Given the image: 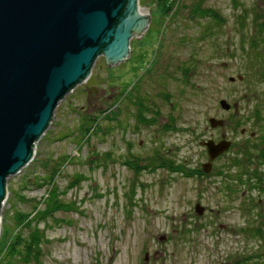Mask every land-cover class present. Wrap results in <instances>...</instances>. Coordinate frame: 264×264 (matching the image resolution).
<instances>
[{"label": "rangeland", "instance_id": "obj_1", "mask_svg": "<svg viewBox=\"0 0 264 264\" xmlns=\"http://www.w3.org/2000/svg\"><path fill=\"white\" fill-rule=\"evenodd\" d=\"M172 1L162 13L158 0H139L151 16L128 58L108 66L100 56L89 79L59 102L32 161L7 179L0 241L9 245L28 233L18 215L44 209L47 177L60 165L54 180L66 208L38 225L47 242L32 264H234L257 251L260 241L243 229L258 224L264 165L247 166L261 174L257 186L253 177L240 182L231 160L255 135L252 114L264 106L251 46L264 47L255 35L264 0ZM208 10L219 17L201 16ZM87 118L94 122L83 136ZM211 118L224 126L211 128ZM209 140L231 148L205 174ZM152 159L158 167L149 168Z\"/></svg>", "mask_w": 264, "mask_h": 264}, {"label": "water", "instance_id": "obj_2", "mask_svg": "<svg viewBox=\"0 0 264 264\" xmlns=\"http://www.w3.org/2000/svg\"><path fill=\"white\" fill-rule=\"evenodd\" d=\"M150 16L139 0H0V211L7 179L32 161L59 102L89 79L100 56L108 66L124 62ZM220 106L231 110L225 100ZM209 124L224 126L215 118ZM202 145L208 174L231 142Z\"/></svg>", "mask_w": 264, "mask_h": 264}, {"label": "trees", "instance_id": "obj_3", "mask_svg": "<svg viewBox=\"0 0 264 264\" xmlns=\"http://www.w3.org/2000/svg\"><path fill=\"white\" fill-rule=\"evenodd\" d=\"M161 1L163 2L161 3ZM233 1L235 2V0ZM158 3H160L161 5L158 9H160L162 13H164V11L170 12L174 7V2L172 0H158ZM201 16L210 18H217V16L219 17V15H217L213 10L205 11L201 14ZM255 18L262 20V22L258 21L255 24V28L257 29H255V35L260 38V41L262 40L264 42V15L257 14ZM251 46L252 50L258 53L257 55V53L254 52L255 57L257 56L256 58L258 60V74L264 84V63L261 62V60L264 62V47L261 48V51H258V43L253 42ZM262 108H264V106L261 107L259 104L256 105L255 110L252 114L257 120V123H255L254 126L257 129L255 135L253 136V138L249 139L245 143V145H240L238 147L237 156H235V158L231 160L232 164L238 166V169L241 170V174L239 175L240 182H242V179L245 177H247L248 181H250V179H252L253 177L257 186H259V183H261L260 181L262 176L257 171H255L254 173H248L247 166L250 165L253 160H256L259 165H264V118ZM92 122H94V120L87 118L81 124L80 127L81 130H83L81 131V134L83 136H86V133L90 132V128L88 129L86 125ZM63 161L67 163V160ZM149 162V164H152L149 166V168L158 167V163L155 162L154 159L150 160ZM58 165L59 164H57V166ZM57 166L53 167V171H51L50 175L47 177V181L48 183H50V185H52V188L49 190L47 198L43 201L45 205L44 209L39 210L37 209V207H35V211L33 213L34 215L32 214V216L30 214L18 215V227L20 229L22 228L28 230L26 236H23L22 233L13 235L9 245L5 241V239H1L0 264H5L6 262H8V264H32L34 263V260L38 261L40 259V256L42 255L43 244L47 242V240L45 238L44 229H39L38 225L43 221L47 223L48 220H51V222H56L57 219H54V214L57 211H62L63 207L66 208V204L61 199L63 193L60 192L61 190L59 187H57L54 180V177L59 173ZM160 166H163L162 163ZM138 167L139 170L143 168V166L139 163ZM146 167H148V165ZM242 167H244L245 169H242ZM170 169H173V171H182L181 173L187 175L191 174L187 173L183 169L181 170L172 167ZM197 174L204 175L202 170H200V172H198ZM80 179L81 177L79 175H76L74 177V181H80ZM259 192L264 194V188H260ZM256 208H258L259 210L256 214V217H258V224L256 225V227H248L246 229H243V233H250L253 239L260 241V244L257 246V251H254L252 254L246 257L237 259L234 264H264V203L260 205L257 204Z\"/></svg>", "mask_w": 264, "mask_h": 264}, {"label": "flooded vegetation", "instance_id": "obj_4", "mask_svg": "<svg viewBox=\"0 0 264 264\" xmlns=\"http://www.w3.org/2000/svg\"><path fill=\"white\" fill-rule=\"evenodd\" d=\"M221 158V157H220ZM218 160V159H217Z\"/></svg>", "mask_w": 264, "mask_h": 264}]
</instances>
